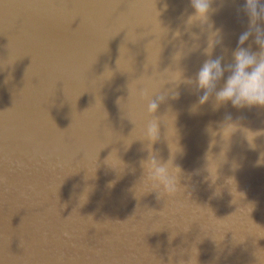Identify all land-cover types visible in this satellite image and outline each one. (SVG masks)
Masks as SVG:
<instances>
[{
    "label": "water",
    "instance_id": "1",
    "mask_svg": "<svg viewBox=\"0 0 264 264\" xmlns=\"http://www.w3.org/2000/svg\"><path fill=\"white\" fill-rule=\"evenodd\" d=\"M244 3L213 0L209 56L190 0H0V264H264V136L220 132L264 109L184 82L233 62Z\"/></svg>",
    "mask_w": 264,
    "mask_h": 264
},
{
    "label": "clouds",
    "instance_id": "2",
    "mask_svg": "<svg viewBox=\"0 0 264 264\" xmlns=\"http://www.w3.org/2000/svg\"><path fill=\"white\" fill-rule=\"evenodd\" d=\"M212 4L213 0H190V6L194 11L188 15L186 23L192 25L197 21H202V25L207 24L211 31L210 16L219 10L213 8ZM242 11L248 17V27L238 37L237 47L232 51L233 62L223 65V56L215 59L209 58L203 62L195 79L187 78L184 80L189 85L194 84L197 91H203V95L198 98V103L192 106L193 111L207 103L210 98H214V110L229 103L236 109H264V28H261L258 24V22H264V2H261V0H245ZM211 32L216 39L211 47L207 42L205 53L209 56L222 41L220 29ZM177 35H179V32H177ZM253 35L255 36L254 43L259 47L258 52L251 51V45L248 48L244 47ZM225 73H228V75L225 76ZM222 80L223 85L219 86ZM157 108L158 103L156 101H151L148 105V111L151 114H154ZM226 125L233 128L232 135L238 130L242 131L248 145L253 149L256 147V145L253 146L255 139L264 136V129L252 130L243 127L239 120L233 122L230 115L221 126V133ZM158 131L157 124H149V136L154 133L158 136ZM207 131L210 134L214 132L210 126ZM141 165L145 168L146 175L150 176L151 179L159 180L166 186L173 184V180L170 179L168 173V163L160 164L155 158L150 157L146 161H141ZM256 165H264L261 155L256 161ZM175 168L181 171L179 167Z\"/></svg>",
    "mask_w": 264,
    "mask_h": 264
}]
</instances>
